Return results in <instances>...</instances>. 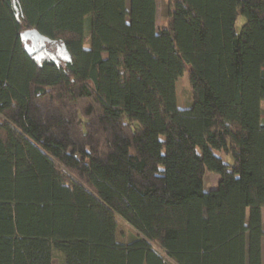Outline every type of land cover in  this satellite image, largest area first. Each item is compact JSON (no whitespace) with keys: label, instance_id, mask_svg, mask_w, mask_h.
Wrapping results in <instances>:
<instances>
[{"label":"trees","instance_id":"1","mask_svg":"<svg viewBox=\"0 0 264 264\" xmlns=\"http://www.w3.org/2000/svg\"><path fill=\"white\" fill-rule=\"evenodd\" d=\"M168 7L0 0V264H264V0Z\"/></svg>","mask_w":264,"mask_h":264},{"label":"rangeland","instance_id":"2","mask_svg":"<svg viewBox=\"0 0 264 264\" xmlns=\"http://www.w3.org/2000/svg\"><path fill=\"white\" fill-rule=\"evenodd\" d=\"M129 0H127L128 4ZM169 0H157V27H164L168 23L169 17V7H168ZM245 22V18L243 16H239L237 20V30L240 31L243 24ZM85 49H90L91 47V35L89 29L86 30L85 33ZM177 91V100H178V107L179 109H187L193 105V96H192V89L189 83L188 78V70L185 74L178 80L176 85ZM263 111H264V103H263ZM219 157L227 159V161H232L231 158H226L223 153L216 152ZM220 181V176L207 172L204 180V190L206 192L214 190L218 187ZM249 212H247V219H248ZM263 224H264V210H263ZM136 235L135 231L128 225L124 220L119 218L118 222V232H117V239L120 243L127 244L132 238ZM169 263L174 264L173 262L169 261ZM54 264H64V259L62 254L59 252L55 253Z\"/></svg>","mask_w":264,"mask_h":264},{"label":"water","instance_id":"3","mask_svg":"<svg viewBox=\"0 0 264 264\" xmlns=\"http://www.w3.org/2000/svg\"><path fill=\"white\" fill-rule=\"evenodd\" d=\"M21 38L24 42L28 43V50L32 54L37 52L40 47L45 46L46 43L51 42L49 38L44 37L35 29L24 31L21 34Z\"/></svg>","mask_w":264,"mask_h":264}]
</instances>
